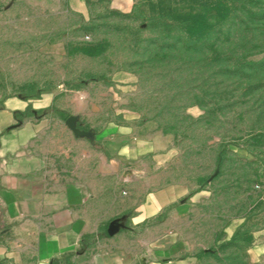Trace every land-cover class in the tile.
<instances>
[{"label":"rangeland","instance_id":"rangeland-1","mask_svg":"<svg viewBox=\"0 0 264 264\" xmlns=\"http://www.w3.org/2000/svg\"><path fill=\"white\" fill-rule=\"evenodd\" d=\"M188 12L216 23L194 47L161 26ZM54 91L85 132L151 122L168 141L153 189L177 195L162 220L188 264H264V0H0V92ZM237 231L252 243L222 246Z\"/></svg>","mask_w":264,"mask_h":264},{"label":"crops","instance_id":"crops-1","mask_svg":"<svg viewBox=\"0 0 264 264\" xmlns=\"http://www.w3.org/2000/svg\"><path fill=\"white\" fill-rule=\"evenodd\" d=\"M61 102L55 91L36 99L0 92V207L7 224L0 264H188L198 258L171 239L162 220L177 199L169 187L153 189L154 168L165 163L162 134L151 122L108 123L91 137H76ZM154 219L161 221L149 226ZM133 228L140 229L136 236L128 233Z\"/></svg>","mask_w":264,"mask_h":264},{"label":"trees","instance_id":"trees-1","mask_svg":"<svg viewBox=\"0 0 264 264\" xmlns=\"http://www.w3.org/2000/svg\"><path fill=\"white\" fill-rule=\"evenodd\" d=\"M222 1V0H219ZM163 12V10L161 11ZM225 15L221 16L219 21L224 19ZM162 18H159L161 21ZM216 23H212L208 15L206 13L201 12H188V13H175L173 15L168 16L167 21L161 22V26L164 30L171 31L176 30L185 36V39L191 43V46H195L197 43L202 42L207 38L209 33L214 29ZM105 47L102 44H87L82 47H78L75 50L81 52L83 55L87 57H95L101 54L104 51ZM251 66H255V64H251ZM29 109L26 110V115H29ZM59 113V111H56ZM68 116H63V119L66 120ZM263 136H260L261 138ZM253 241V237L247 231L241 232L237 231L230 241L222 246H234L238 243H244L245 245H250ZM204 253H212V251L207 250L203 251L200 254Z\"/></svg>","mask_w":264,"mask_h":264},{"label":"water","instance_id":"water-1","mask_svg":"<svg viewBox=\"0 0 264 264\" xmlns=\"http://www.w3.org/2000/svg\"><path fill=\"white\" fill-rule=\"evenodd\" d=\"M65 124L67 126V128L76 136V137H91L92 133L91 132H85L81 129H79L76 126V119L73 116H69L66 121ZM216 175V172L213 176ZM212 179V177L210 178ZM114 231H116V227L115 225L111 224L109 227V233L112 234Z\"/></svg>","mask_w":264,"mask_h":264},{"label":"built area","instance_id":"built-area-1","mask_svg":"<svg viewBox=\"0 0 264 264\" xmlns=\"http://www.w3.org/2000/svg\"><path fill=\"white\" fill-rule=\"evenodd\" d=\"M120 226H121V224H120ZM121 228H123V227H121Z\"/></svg>","mask_w":264,"mask_h":264}]
</instances>
